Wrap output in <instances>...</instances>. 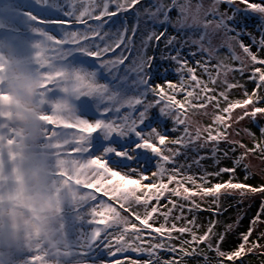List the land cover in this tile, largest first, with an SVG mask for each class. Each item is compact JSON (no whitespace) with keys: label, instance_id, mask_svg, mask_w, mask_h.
Returning <instances> with one entry per match:
<instances>
[{"label":"snow or ice","instance_id":"obj_1","mask_svg":"<svg viewBox=\"0 0 264 264\" xmlns=\"http://www.w3.org/2000/svg\"><path fill=\"white\" fill-rule=\"evenodd\" d=\"M221 4L231 14L220 11ZM23 8L28 10H21L19 0H0V38L8 18L17 52L40 81L36 102L42 111L36 118L51 161V187L70 200L58 229L66 264H87L89 258L96 264L97 254L108 257L99 264H212L209 253L215 254V264H243L245 256L264 249V230L257 234L264 226V178L249 183L255 176L244 163L250 154L264 160V126L257 120L264 117V57L252 50L258 44L257 51L264 52V34L257 41L246 27L229 23L239 13L257 14L264 29V0H210L207 5L204 0H152L148 6L143 0H24ZM129 12L137 18L131 28L121 19ZM141 15L151 27L137 46ZM221 31L222 43L213 44ZM161 43L166 51L159 61L175 65V82L166 78L169 68L147 55ZM222 48L226 55L220 54ZM5 59L0 44V150L6 139L9 145L14 140L10 113L3 107ZM156 72L165 76L163 84L153 82ZM246 73L254 84L251 91L241 83ZM236 89L242 99L231 98ZM62 96L78 107L75 118L57 102ZM153 108L157 119L150 116ZM209 115L206 125L194 119ZM166 119L172 121L170 129ZM245 119L260 133L257 139L243 129L251 148L231 139L233 126ZM240 131L234 129L235 135ZM170 132L180 134L170 137ZM222 143L230 147L221 150ZM205 148L209 152L201 155ZM189 149L196 153L191 163H178ZM238 149L243 151L237 154ZM221 158L231 159L232 166L219 167ZM206 159L217 165L214 171L203 166ZM193 166L199 170L192 172ZM257 195L262 199L245 231L237 232L244 219L239 212L217 231L219 218L232 207H224L222 198L238 196L239 206ZM205 212L209 219L201 222ZM77 223L81 231L70 242ZM233 233L239 243L225 250ZM23 264H47V259L37 246Z\"/></svg>","mask_w":264,"mask_h":264},{"label":"rangeland","instance_id":"obj_2","mask_svg":"<svg viewBox=\"0 0 264 264\" xmlns=\"http://www.w3.org/2000/svg\"><path fill=\"white\" fill-rule=\"evenodd\" d=\"M24 0H19L21 10H28L23 8ZM152 0H143V6H148ZM210 0H204L207 5ZM220 11L228 12L231 14V10L227 4H221ZM243 7V5H238ZM175 14L173 13V16ZM122 20L126 21L129 28L133 27L137 23L136 15L129 12L121 17ZM145 17L141 15L139 20V32L137 33L136 44L139 45L140 35L147 29L150 28V24L145 23ZM230 24H235L238 27H246L247 32L251 33L253 37L259 41L264 29H261V22L258 19L257 14L239 13L235 21H230ZM4 24L6 26L5 34L0 38V44H2L3 52L6 57L5 59V72L7 77L6 86L4 91L7 99L3 102L4 110L10 113L8 118V126L14 132V140L11 145L7 143V139L4 141V147L0 150V192H2V199H0V264H23V258L31 251H34L39 246L40 252L47 259V264H66L64 257L61 253L62 244V233L58 231L63 221L61 219L65 206L70 202L69 196L63 195L58 196L51 187V176H50V159L45 154L43 149V131L42 124L37 119V114L42 111L41 106L36 102L37 92L31 102V108H24L21 103L16 99L17 94L20 91V84L23 78L27 77L32 80L39 79L33 74L30 67L25 62L24 58L17 52L15 41L11 33L7 31V27L11 25V21L5 18ZM171 31V29H170ZM172 34H175L172 32ZM213 44L219 45L223 40V32L221 31L218 35L213 36ZM245 43L250 42V38L245 35L243 37ZM258 44L252 48L253 52H257L258 55L264 57V52H258ZM164 49V45L161 43L159 48H149L147 55H155L158 59L156 63L161 64L164 68H169V72L166 74V78L173 82L177 81L179 77L171 71L175 68L174 64H170L168 61H159V56ZM135 54V53H134ZM187 49L185 50V55ZM222 56L226 55L225 49H221ZM198 58V57H197ZM190 63H194L193 58L188 57ZM215 62V61H213ZM250 64V61L248 62ZM236 78L239 79V74H235ZM231 78V76H230ZM165 76L160 72H156L153 75L154 83H164ZM40 82V81H39ZM249 91L254 87V84L247 80V73L245 78L241 80ZM40 88V87H39ZM264 95V92H261ZM181 99V96L177 97ZM232 99L243 98L242 90L236 89L231 93ZM153 97L149 95L148 100L151 101ZM65 110L67 105H76L67 96L58 98L57 101ZM261 106H264L262 104ZM211 114L212 109H208ZM240 110L237 109L235 114L238 115ZM65 114L70 116L71 112ZM23 115L24 121H21L19 117ZM150 116L152 119L159 118L158 109L153 108ZM199 121L201 125L211 123V115L209 116H196L194 118ZM260 126H264V117L257 118ZM165 127L170 129L172 127L171 119L165 120ZM195 127V125H193ZM239 128L240 135H235L234 129ZM249 128L256 133L257 139L260 138L259 130L251 120L245 119L239 124L233 126V135L231 139L242 140L249 148L252 147V139L245 134L243 129ZM179 132H170V137L179 135ZM171 146V145H170ZM230 147L228 144L222 143L220 145L221 150H226ZM210 148V146H209ZM208 148V150H209ZM200 149V154L204 155L209 151ZM243 151L238 149L237 154ZM196 153L192 150H187L186 155H182L178 158V163H191L192 158ZM231 156L232 153H229ZM154 164L155 161H152ZM205 168L209 171H214L217 167L212 159H206L201 162ZM248 164L249 171L255 176L254 179L249 180L251 184H259L261 179L264 178V160L258 155H249L244 161ZM232 160L221 158L219 167H231ZM155 167H150V172L155 171ZM195 166L191 169L192 172H197ZM227 175L223 179H227ZM239 179L243 180V173L239 174ZM10 196L11 209L7 207V203H4ZM238 196L225 197L222 200L224 207H228V211L219 219L221 220V226L218 227L217 231L222 230V226L225 222L231 223L237 217L238 212L244 214V219L241 221V225L237 232H243L248 227L249 219L256 213L259 208L260 200L262 199L259 195L251 197V201L247 202L245 207L236 205ZM50 201L53 205L54 211L57 213L54 217L45 209V201ZM18 206H21L20 209ZM210 214L205 212L199 215L201 222L207 221ZM37 222H47V235H44L37 231L33 225ZM264 230V226L257 229L259 231ZM81 231L79 223H77L74 231L70 232L68 239L70 242H74L78 238V233ZM255 239V234L252 237ZM239 239L236 233L230 234L226 243L223 245L225 250H231L237 246ZM264 244V240L261 241ZM75 250V249H74ZM264 249H258L254 254H249L243 258V264H262L264 262V255L260 252ZM213 258L212 264H215V254L209 253ZM108 259L106 255L97 254L96 264H99V260ZM72 264H76L75 261ZM87 264H92V259L89 258ZM187 264H202V261L189 260ZM237 264H240L238 261Z\"/></svg>","mask_w":264,"mask_h":264},{"label":"clouds","instance_id":"obj_3","mask_svg":"<svg viewBox=\"0 0 264 264\" xmlns=\"http://www.w3.org/2000/svg\"><path fill=\"white\" fill-rule=\"evenodd\" d=\"M39 87L40 82L38 80H32L27 77L23 78L20 84V91L17 94L16 99L21 103L24 108H31V102ZM65 111L72 113L71 118H75L79 113L78 107H73L70 104L67 105ZM19 119L21 121H24L25 117L21 115ZM44 207L53 217L57 215L50 201L46 200L44 203ZM33 227L40 233L47 235V222H37L33 225Z\"/></svg>","mask_w":264,"mask_h":264},{"label":"trees","instance_id":"obj_4","mask_svg":"<svg viewBox=\"0 0 264 264\" xmlns=\"http://www.w3.org/2000/svg\"><path fill=\"white\" fill-rule=\"evenodd\" d=\"M206 150H208V148H206ZM209 151V150H208ZM9 199H10V196H9V198L8 199H6L5 200V202L4 203H7V207L8 208H10L11 209V203H10V201H9ZM239 199V198H238ZM222 200H225L224 198H222ZM251 201V199L250 198H248V199H245L244 200V203L243 204H241V206L242 207H245L246 206V204H247V202H250ZM20 209L22 208L21 206H18Z\"/></svg>","mask_w":264,"mask_h":264}]
</instances>
